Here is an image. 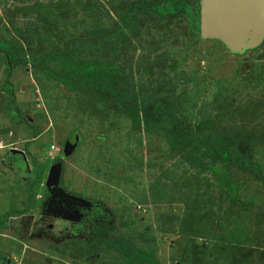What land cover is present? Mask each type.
I'll return each instance as SVG.
<instances>
[{"label": "rangeland", "instance_id": "rangeland-1", "mask_svg": "<svg viewBox=\"0 0 264 264\" xmlns=\"http://www.w3.org/2000/svg\"><path fill=\"white\" fill-rule=\"evenodd\" d=\"M141 1L0 0V264H264V40L232 51L185 15L145 13L129 30ZM94 58L116 88L166 102L203 141L174 144L162 122L133 124L111 86L83 84L70 68ZM220 137L229 163L211 150ZM58 157L61 184L96 204L92 223L122 248L84 226L10 225L41 213Z\"/></svg>", "mask_w": 264, "mask_h": 264}, {"label": "trees", "instance_id": "trees-1", "mask_svg": "<svg viewBox=\"0 0 264 264\" xmlns=\"http://www.w3.org/2000/svg\"><path fill=\"white\" fill-rule=\"evenodd\" d=\"M155 14L160 17H166L168 15H185L189 22L194 26L198 35H200V3L191 4L186 0H164L163 2H150L149 0H142L139 4H133L125 17V24L127 28L130 30L134 28L136 25L137 19L142 14ZM134 31V30H133ZM6 50V54H10L11 47L6 44H2ZM10 57V55H8ZM109 65L104 61L94 58L87 62H83L80 64L71 65V69L74 71L75 75L80 77L81 81L84 83L93 82L95 85L99 84V82H105V84L111 86L110 94L112 97L123 106V110L128 114V116L132 119L133 124L135 125H145V126H156V122L159 124L162 122L164 128L168 131V136L171 137V140L175 143L178 142H190L199 144L202 137H193L189 132H186V129L181 126L179 121L175 116L169 111L167 103L164 101H157L154 97H147L143 93H127L121 91V89L116 88L114 83L112 82L111 77L107 76V71ZM105 77V78H104ZM11 86H9L10 88ZM154 105H153V104ZM150 106V107H149ZM152 106V109L149 110ZM168 111V112H167ZM155 113H161L162 116L158 119H153V115ZM218 138V137H217ZM200 140V141H198ZM215 141L219 143V146L215 149H211L214 153H218L221 156V160L224 163H229L232 159L230 154V149L225 145V142L230 140L229 138L216 139ZM198 141V142H197ZM239 165L247 166L246 161L237 160ZM35 169L37 171L38 176L44 177V165L35 163ZM231 190L235 193V185L233 184ZM99 239L105 243L108 247L113 249H120L122 247H116L113 245V242L109 237L104 235H100ZM145 253L141 249H137L132 251L131 254H139ZM151 264L154 262L153 258H151Z\"/></svg>", "mask_w": 264, "mask_h": 264}, {"label": "water", "instance_id": "water-1", "mask_svg": "<svg viewBox=\"0 0 264 264\" xmlns=\"http://www.w3.org/2000/svg\"><path fill=\"white\" fill-rule=\"evenodd\" d=\"M199 26L201 37L220 39L232 51L257 47L264 40V0H201ZM78 138L66 142L69 152L76 149ZM10 153L23 151L10 149ZM61 174V162H53L46 185L58 184Z\"/></svg>", "mask_w": 264, "mask_h": 264}, {"label": "flooded vegetation", "instance_id": "flooded-vegetation-1", "mask_svg": "<svg viewBox=\"0 0 264 264\" xmlns=\"http://www.w3.org/2000/svg\"><path fill=\"white\" fill-rule=\"evenodd\" d=\"M57 161L61 162L63 173L64 159L62 157L52 159L50 165ZM61 176L59 183L56 185L52 184L47 186L45 183V193L41 202V213L36 218H33L32 215L23 219V216L14 217L11 218L10 225L15 226L22 220V225L31 227L33 232L44 231L46 233L54 234L60 228H63L64 232L67 234L76 233L80 235L82 234V231L74 229L84 226L95 238L107 234L110 227H108L106 223H92V218L94 217L93 214L97 213L96 204L66 190L64 185L61 184ZM36 202H39V199H36ZM14 219H18L17 222H15ZM60 232L61 231H59V233Z\"/></svg>", "mask_w": 264, "mask_h": 264}]
</instances>
